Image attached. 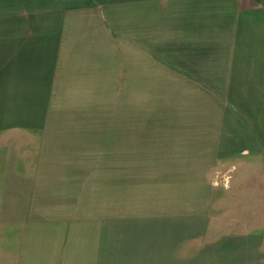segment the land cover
I'll return each mask as SVG.
<instances>
[{"label": "crops", "instance_id": "obj_1", "mask_svg": "<svg viewBox=\"0 0 264 264\" xmlns=\"http://www.w3.org/2000/svg\"><path fill=\"white\" fill-rule=\"evenodd\" d=\"M122 73L130 77L126 89L158 88L154 82L167 89L163 75L192 83L203 92L200 105L211 109L115 115V135L129 137L115 141V156L148 155L175 169L166 165L171 158L184 168L186 155H206L212 170L226 171L264 154V0H0V132L36 131L53 91L89 90L108 79L94 75L106 74L118 77L107 86L117 89ZM75 164L57 176L76 187L80 177L88 188L89 163ZM116 171L112 193L105 177L100 182L99 211L30 220L40 215L24 210L16 249L2 264H264V226L245 223L249 212L210 208L209 175L195 181L206 205L155 217L123 214ZM77 194L69 203L79 202ZM91 194L81 202L91 203Z\"/></svg>", "mask_w": 264, "mask_h": 264}, {"label": "rangeland", "instance_id": "obj_2", "mask_svg": "<svg viewBox=\"0 0 264 264\" xmlns=\"http://www.w3.org/2000/svg\"><path fill=\"white\" fill-rule=\"evenodd\" d=\"M163 76L170 81L167 89L160 88V82L153 84L158 88L126 89L130 78L126 73L119 75L121 82L116 83L123 87L112 89L107 86L113 85L118 77L94 75L108 79L105 83L91 82L89 90L53 91L51 104L43 107V122L36 131L0 132V264L16 249L19 226L27 221L22 216L24 210L34 208L40 215L30 220L50 219L52 213L64 210L75 216L77 212L84 213L87 207L99 211L103 192L100 182L105 177L106 193H112L108 185L112 188L116 170L120 179L116 183L122 185L123 214L138 216L147 212L158 217L162 209L201 208L208 198L199 199L201 184L195 181H203L209 175L214 188L210 208L232 214L249 212L245 223L248 220L252 225L264 226V154L258 160L256 156L255 161L253 156L237 159L226 171L212 170L206 155H186L188 162L184 168L171 158L166 165H174L175 169H162L161 159L148 155L117 153L119 159H114L115 141L129 143V137L123 133L115 135L112 121L115 115L120 116L119 120L130 114L210 113L211 107L200 105L203 92L194 90L192 83L178 84L172 76ZM205 93L208 97V92ZM68 161L69 166L77 163L79 168V164L88 162L92 185L81 189L80 177L77 187L71 180L66 183L65 177L60 179L57 174L68 166ZM73 192H78L77 203H69ZM88 192L94 193L91 203L81 202L84 197L87 199ZM160 219L153 218V225L162 224ZM133 222L146 223L144 219Z\"/></svg>", "mask_w": 264, "mask_h": 264}]
</instances>
